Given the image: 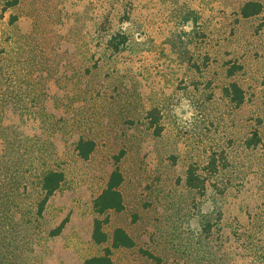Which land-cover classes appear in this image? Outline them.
Instances as JSON below:
<instances>
[{
    "label": "rangeland",
    "instance_id": "1",
    "mask_svg": "<svg viewBox=\"0 0 264 264\" xmlns=\"http://www.w3.org/2000/svg\"><path fill=\"white\" fill-rule=\"evenodd\" d=\"M245 1L0 0V152L28 185L5 223L21 264H82L116 227L134 246L112 264H264V0L250 17ZM117 156L124 207L96 215ZM42 169L65 178L36 217Z\"/></svg>",
    "mask_w": 264,
    "mask_h": 264
},
{
    "label": "trees",
    "instance_id": "2",
    "mask_svg": "<svg viewBox=\"0 0 264 264\" xmlns=\"http://www.w3.org/2000/svg\"><path fill=\"white\" fill-rule=\"evenodd\" d=\"M13 1L12 4H15ZM262 9V4L256 0H247L240 7V14L243 17H250L258 14ZM127 42L125 34L113 35L107 41V47L115 50H120ZM235 70L230 69V74ZM225 93L236 104L242 101V90L232 82L225 89ZM94 149V142L80 138L76 144L77 154L82 159H87ZM10 152L5 147L0 152V264H21L16 257V247H11L9 237L7 236L8 229L6 228V214L10 207H17L18 198L27 189V181L23 168L16 167L8 163ZM119 156L116 157L115 167L111 171L105 188L93 199L92 207L96 215H102L109 210L120 211L124 207L123 197L119 190V186L123 181V175L117 163ZM29 173V171L27 172ZM24 178L22 180V177ZM65 174L61 170L42 169L38 173L39 187L42 192L41 198L36 202L34 215L39 217L45 208L49 198L58 190L64 181ZM186 183L191 188L201 187V183L196 177L193 169L190 167L187 171ZM107 219H100L96 216L93 220L91 238L94 243L101 244L109 240L107 233L103 229V224ZM65 221H62L58 226L50 230L52 236H57L63 229ZM134 241L132 237L121 227H116L113 230L110 238V246L104 249L103 254L86 258L82 264H112L111 252L112 249L120 247H132Z\"/></svg>",
    "mask_w": 264,
    "mask_h": 264
}]
</instances>
